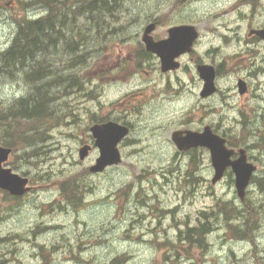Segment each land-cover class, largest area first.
Here are the masks:
<instances>
[{"label":"rangeland","instance_id":"1","mask_svg":"<svg viewBox=\"0 0 264 264\" xmlns=\"http://www.w3.org/2000/svg\"><path fill=\"white\" fill-rule=\"evenodd\" d=\"M43 1L0 0V53L24 18L49 13ZM93 1L57 0L64 31L72 26L82 33L57 51L68 53L73 46L77 51L69 54L84 56L73 69L84 91L54 102L63 112L70 107L73 117L15 120L23 136L33 137L9 146L13 152L5 166L29 177L33 190L14 201L0 189V238H6L0 259L6 264H264V41L248 35L264 27V0H113L100 11L85 10L92 19L79 17V6ZM74 19L76 25H69ZM151 19L158 21L155 38L167 36L174 25L198 27L200 38L180 58V69L164 74L157 56L139 55ZM202 62L217 66L220 75L219 92L207 99L200 96L203 81L196 70ZM241 75L252 87L243 97L237 88ZM32 92L24 73L0 70L1 107ZM106 114L131 123L132 132L121 148L122 163L93 174L89 168L98 150L85 161L78 151L91 138L92 120ZM207 125L246 148L258 167L244 201L229 174L212 184L208 149L181 152L171 139L175 130ZM4 135L0 129V139ZM70 183L75 192L68 195H78L75 204L63 190ZM203 226L201 241L186 238L190 228Z\"/></svg>","mask_w":264,"mask_h":264},{"label":"trees","instance_id":"2","mask_svg":"<svg viewBox=\"0 0 264 264\" xmlns=\"http://www.w3.org/2000/svg\"><path fill=\"white\" fill-rule=\"evenodd\" d=\"M43 2L46 3L49 13L37 20L24 18L19 23L11 45L0 53V70L11 75L15 72L24 73L27 83L33 88L32 93L9 106L1 107L0 105V129L5 132L0 142L6 146H15L14 141L20 144L23 141L30 142L32 140L33 135L23 136V133L15 125L14 122L19 117L39 120L56 119L57 122H61L63 118L65 120L68 117H73L71 113H68L72 112V109L70 107L65 108L68 112H63L57 108L54 102L63 96L78 93L81 89L84 91V85L81 82L83 79L77 78L73 71V69L80 67L84 61V56L71 55L77 51V48L73 46L67 50L68 53L57 51V48H62L64 43L69 45L74 42L75 35L80 37L82 33L76 31L72 26L67 32L64 31L66 21L60 12L57 0ZM112 5H114L113 0H95L89 6H84L83 9L79 6L77 12L78 15H83L85 10L100 11ZM86 16L88 20L92 18L90 13H86ZM75 24V21L72 20L69 23V25ZM80 40H82V45L86 43V39L81 38ZM142 55L146 59L150 53L144 50ZM63 61H66L65 64L56 65L57 62ZM44 80L46 81L44 82ZM69 185L71 186L70 191ZM69 185H65L63 190L68 189V200L75 204L78 195L76 196V193L68 195L75 192L73 183ZM204 232V226L202 228H190L186 238L194 235L201 241ZM243 232L247 233L246 231Z\"/></svg>","mask_w":264,"mask_h":264},{"label":"water","instance_id":"3","mask_svg":"<svg viewBox=\"0 0 264 264\" xmlns=\"http://www.w3.org/2000/svg\"><path fill=\"white\" fill-rule=\"evenodd\" d=\"M155 28V23L149 24L143 36L146 48L157 53L162 60L164 71L179 67V62L175 59L185 52L192 50L199 32L194 25H181L172 27L169 30L170 36L167 39L155 41L151 32ZM257 34L264 39V29L252 30L251 34ZM201 77L205 80L203 96H208L216 91L215 78L216 72L212 65L202 64L198 67ZM244 82L239 83L240 92L245 91ZM94 136L97 138L96 144L100 147L101 155L97 163L91 167L93 172L103 171L107 166L118 164L121 161V153L118 149V143L129 133L127 126L109 121L104 124H97L91 128ZM173 140L179 150L185 151L198 146H206L210 149L212 163L215 168L213 183L220 180L227 167L231 166L236 174V187L239 196L243 199L246 194V188L250 183L256 166L247 161V155L244 150L240 151V156L232 159L233 149L226 146V139L213 132L210 126L203 132L196 131H176L173 134ZM88 146L80 150V158L85 159L88 155ZM12 149L0 145V187L11 191L13 194H22L28 190L25 185L28 181L11 168H5L3 163L9 159Z\"/></svg>","mask_w":264,"mask_h":264},{"label":"flooded vegetation","instance_id":"4","mask_svg":"<svg viewBox=\"0 0 264 264\" xmlns=\"http://www.w3.org/2000/svg\"><path fill=\"white\" fill-rule=\"evenodd\" d=\"M156 39H160V38H156ZM168 73V72H167ZM244 79L245 81H246V91L243 93V94H239V96L241 97H243V96H246V95H249L250 93H251V91H252V87L249 85V80H248V77H245V75H241L239 78H238V80L239 79ZM239 93V92H238ZM105 116H107V117H110V114H106ZM89 141L91 142V143H93L94 142V140H93V137H91L90 139H89ZM126 142H127V140L125 139V140H123L122 142H121V144H120V147L122 148V147H125V145H126ZM31 185V184H30ZM1 191H3V192H5L9 197H11V198H17V196H14V195H12V194H10L9 192H7V191H5V190H3V189H1ZM6 238H0V242L1 241H4ZM2 243H4V242H2ZM7 262L6 261H2V259H0V264H6Z\"/></svg>","mask_w":264,"mask_h":264}]
</instances>
